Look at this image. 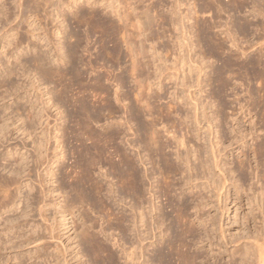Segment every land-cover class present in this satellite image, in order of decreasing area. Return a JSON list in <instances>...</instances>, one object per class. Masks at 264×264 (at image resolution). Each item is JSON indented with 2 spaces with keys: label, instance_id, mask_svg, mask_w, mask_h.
Segmentation results:
<instances>
[{
  "label": "bare ground",
  "instance_id": "6f19581e",
  "mask_svg": "<svg viewBox=\"0 0 264 264\" xmlns=\"http://www.w3.org/2000/svg\"><path fill=\"white\" fill-rule=\"evenodd\" d=\"M11 1L12 0H0V25H5V26L9 25V23H11L12 20L15 21L16 19L14 17L15 14L12 13L13 10L11 8V4L13 3H11ZM16 1L15 2L18 4L17 7L19 9V13H20V9H26L27 7H29V9L31 10L28 11L30 14L28 13L29 15L26 17V21L24 22H27V28L29 31L26 32L30 33V37H31L30 39L34 41L33 44L36 46L37 43L38 44L41 43L40 46H42V43L43 42L45 43V45L44 44L43 45L45 46V49H47L46 52L42 51L43 47L42 48L40 47L42 52H40V50L37 48L38 46L35 47V49L37 48L39 53H37L38 56H35L32 60V63H35V65L37 64L40 70H42L41 75L43 76V78H44L43 71L45 70L42 67L46 65V64L43 65V62L47 59L51 58L54 62H58L57 65L63 62L65 63V65L63 66H67V65H69L70 67L73 66L74 61L73 63L72 61L71 62L68 61H70V58H73V56H78L77 55L78 50L82 47L84 38L83 39L81 38L79 32L75 35L70 34V37L67 36V34L69 35L68 29L70 27L67 22L70 21H68L67 19L68 14L65 13V10H63V8L67 7L69 9L72 5V2L70 1L69 4H66L67 2L65 3L64 0H56V1L16 0ZM86 4L89 7H91V10L89 9L90 11L88 13H83L78 8L76 12L69 14L71 16V19L74 20L75 23H82L83 21H86L90 26H92V28L96 27L100 29L101 31L99 33L102 32L106 38L105 40L102 41V43L104 44L106 42H110L114 44L113 50L107 49L106 53L108 54L107 56H111L115 58L116 59L115 62H118L122 59L118 51L119 50L118 44L119 41L123 43V45L126 47L127 57H129L130 60L127 57L126 59H128L129 62L131 61V69L129 68V70H127L128 68L127 69L124 68V70H127L126 73L130 71L129 77H131V80H133V83L132 82L131 83L133 85L134 83H136L137 86L134 85L136 86V88L133 86L135 90H133L134 88L132 87L133 89L131 88L130 90H128L127 93H123L122 96L121 95L122 92H118L119 91L118 88H120L123 85L124 81H122L121 78L124 77L125 75L124 76L120 75L121 78L117 76H115L114 78H108L106 82H109V86L112 87V85H114L116 86L115 88H117L113 92L114 93L113 95V93H111V89L113 90L114 87L109 88V86H106L104 84V81L106 79L103 81V79L98 76L99 75L98 73V75H96V78L93 77L95 80L92 83L94 88L98 90L95 89L96 91L95 90L93 91L95 92L100 91L101 95L103 94L104 97H102L103 100L100 98L102 100L101 102H99L100 99L99 101L96 100L97 102H99L98 104H100L98 107H96L98 105L97 103H96L97 105L95 106L94 104L93 106L91 105L92 110L90 108L91 106L89 107L87 100L75 99L74 95L71 94L72 95L71 97L73 98L72 99L70 98V100L67 99L66 101L63 98L64 95L62 97L63 92L60 93L59 91L58 94L60 95V97H62V99L65 100L66 103L71 104V106L73 107V108L71 107L72 110H74V112L76 113V116H74L73 113L71 116H74L76 119L79 118L80 116H82L81 118L85 117L84 119H80L77 122L78 133L76 132L75 134V142L78 144V146L75 145L77 147H75V149H72L71 151L68 150L69 147H67L65 141V139L68 140L67 138H65L68 136L65 135H68V130L70 129L69 128L67 130V134H64V132L66 133V129H65L66 127L64 126V124H67V122L65 121L66 119L63 120V123L64 121L66 123L63 124L65 130L63 129L64 131L62 133V129L58 128L59 126L58 123H56L58 126L57 125L55 126V124L54 126H50V124L47 123L46 119L44 120L41 119L44 117L45 114H43V116L40 118L37 117L41 119V121L38 120L39 126L41 128L40 130L41 133L42 132L47 133L45 135L48 136L50 141L51 139L52 141L55 140L54 143L57 144V146L54 149V152H52L55 153L54 158L56 159L59 158L60 159V160L58 159L59 161H61L62 157L67 159L68 158L67 152L70 151L69 155L71 156V158L69 160L71 161L72 159L74 160L72 161L73 163L71 167L68 166L71 168V170H74L75 174L73 175V177H71L72 175L71 176L69 175L68 170L62 174L61 173L58 174V172L56 171L57 172L56 174L51 168L54 165L53 162L49 164L50 165L49 168L47 166H46L47 168L46 167L44 168L45 169L44 171L46 173L43 176L50 179L56 178L57 179V180L55 179L56 183L57 184L59 183L57 186L58 189L55 188L56 190L53 191L57 193L56 191L60 190L59 191L61 192L60 194H66L67 190L65 189L64 181L66 178L72 179L73 184H71L70 186L71 192L77 194L80 200L83 202V204L87 203L86 206L88 205L90 206L89 208H93V210L95 211H97L98 209L100 211L96 213L99 214L102 213L103 216L102 219L103 221L106 220L105 223H107L108 226L107 225L105 226L109 228L108 229L109 231L111 229L113 230L112 226L115 225L117 232H119V234H117V232L116 234L119 236H117L115 233L114 234L119 238L118 239L116 238L117 240L114 239L115 241L112 240V242L114 241V243L113 244L111 243L112 244L111 248H113V246L117 247V249L119 248V251L121 252V257L120 255L118 256V258L120 257L119 262H121L120 261L121 259H124V264H264V216H263L264 215V0H150V4L146 7L144 6L145 8L143 9L141 8L142 10H140L136 15L137 25H138L137 35L138 37L147 38V39L145 38L146 40L142 39V42H146L147 40H149V42L151 43L150 52H152L153 56H155V58L151 57L153 60L152 62H150V64H152V67H155V71L154 72L152 71V73H155L154 74L155 76L153 75L154 77L151 78L153 80H151L152 82L149 84H147V81L148 80L150 81V79L148 78L142 81L139 80L140 76L142 77L144 76V74H141L143 71L142 68L144 64H142L141 63L142 61L140 62L139 60V58H141L142 56V53L138 50V48H136L135 44L133 43L134 41L132 37L134 38V35L132 36L131 34H129L128 32L129 26L126 25L127 21L126 22L124 21L125 18L121 17L120 14H118L120 16L116 15V17L118 16L119 19L117 20L119 21V25H116V22L109 18L107 19L106 18L107 16L106 17L100 16L99 13L93 9L94 8L93 3L91 4L90 2H88ZM95 5H97V3H95ZM42 6L48 7L50 9L52 8L51 13L48 15L47 12L48 8L46 10H43L44 7ZM166 6L170 7L169 9H167L169 10L168 12L170 13V16L167 15L169 13L166 14L165 12L160 13L161 10L164 11L165 9L166 11V8H168ZM41 9L44 11V15H45L44 18H42V16H40L39 14L40 13L39 11ZM22 16L23 14L21 11V17ZM19 17L20 14L18 18ZM43 19H48L47 21L51 20V22L56 23L53 32H51L53 33L54 37L60 36L61 39H63L62 41L64 42L65 40L70 41V39L72 40V38H75V41L70 44V47L66 48L65 47L66 43L65 45L61 44L60 39L58 38H57L58 42L55 41L56 43L54 47H52L51 42H50L51 47L47 45L48 44L47 41L49 40V38L47 37L49 36L45 33V31L44 33L43 32L40 33L41 30H44L43 28L44 25L42 24ZM165 26L172 29L171 35H168L169 31L167 30L168 28L166 29ZM40 34H43L42 37ZM103 35H101V37H103ZM117 35L121 37V40L117 39ZM20 39L22 38L20 37ZM87 39H89V37ZM165 39H167L168 41L167 42L164 41ZM170 42L174 43L175 47H177L176 51H178V56H176L177 58L174 57L177 60V62L173 64V67L175 66L174 67L175 73L166 75L164 74L166 73L164 72L165 68L164 70H161L159 67H157L158 65H156V62L160 54L161 55L164 54L165 56L166 55L168 56L169 53L173 54L174 49L172 50V48L170 47ZM22 43L24 42L21 41L18 43L17 46L19 47L16 49V51H19L22 48V46L25 44ZM28 47H30V44L27 45V47L24 50H27ZM32 48L34 47H31L30 49L31 51ZM19 54H21V52ZM22 54L19 55L17 59L15 58V61L18 60L19 64L18 62L15 63H17L19 66V67L17 66V68H21L22 70H25L26 64H25V68L23 69L24 63L20 61V56L24 58V56H26L25 54L28 53H25L24 56ZM26 57H28V55ZM167 58H172V57L169 56ZM53 65L49 67L44 73H46L47 76L49 75V77L53 76L52 77L53 80L54 77L57 76L58 77L56 80L57 83L58 79L62 78L60 74L63 73L62 71L63 68L66 67H59ZM75 66H78V64ZM85 66L93 70L92 72L95 71L96 74L97 71L95 70V67L92 65V62L89 61L87 64H85ZM4 67L6 68L7 65ZM166 69H168L167 66ZM25 71L28 70L26 69ZM13 72L17 74L19 73V70L15 69V67L13 69V66L12 68H10L9 66V68L5 72H3L4 76H3V81L1 83L7 84L6 82L9 81L8 79L10 76H12ZM77 72L78 74H80V72L82 71L80 72L77 71ZM23 73L25 72L23 71ZM126 73L124 72V74ZM25 74L27 75V73ZM64 74L66 75V72ZM76 74L75 75L71 74V75L76 77ZM22 75L23 74L21 72V76ZM41 75L39 76L40 78ZM111 75L113 76V74ZM36 76H38V74ZM107 77H110V75L109 76L107 75ZM75 79L77 80V77ZM112 79H113V84L111 83L112 85H110V81ZM166 80H169L170 82L174 81V84L176 86H180L179 90L181 97L176 96L177 95L176 90L172 94L169 93L168 88L164 84ZM38 81L41 82L40 85L44 84L43 79H42L43 83L41 79H39ZM75 81L72 82L75 83ZM33 83L34 85H36L35 81ZM49 84L45 83V85L47 86ZM40 85H38V88L41 89L42 85L41 86ZM146 85L147 87L149 85L148 88L149 91L155 86L157 89L152 90L151 94L145 96L144 90L147 89ZM6 86L7 85H5V87ZM17 86L14 88H18ZM123 87L126 86L123 85ZM14 88L12 89L15 90ZM34 89L36 90V88ZM40 92H44V91H40ZM64 92L67 93L66 89L64 90ZM50 93H49L50 96L47 95L49 98H51L52 96V91ZM112 95L114 96V98H112ZM132 96L134 97V102L140 105V107L137 105L139 109H137L138 107L136 109L131 108V106L133 107V105L131 106L129 105L130 109H127L126 107L127 105L123 106L124 102L130 101ZM166 96L167 97L169 96L170 98L172 97L173 99L171 101L174 102L176 101L174 108H172L173 106L170 104H167L164 107L162 105L157 106V103L161 102L163 98H165ZM83 98L86 99V97L84 96ZM52 99L49 100H51L50 101L51 103H54ZM178 100H179V104H178ZM41 102L44 103V101ZM129 103L130 102H128V104ZM135 103L134 105H136ZM48 104L46 105V107L48 106ZM54 104L57 103L55 102ZM116 104H119V106L122 105V107L124 108L126 107V110H128L125 112L127 116L129 115L127 113L128 112L130 113L129 116L130 120L125 119V121L127 120L125 124L129 125V129L127 128V126H124L123 124L124 122L123 123L120 122L123 124V127H125V129L131 131L133 127L132 125L130 126V124H132L130 122H135L136 126L135 125L134 126L137 129L136 130L134 129L136 133H134L133 135L135 136H137V134L139 135L140 137L139 142L138 141L137 142L140 146H143L147 156L150 158L148 161V158L145 159L146 158L145 157L144 162L145 160L150 162L151 164L150 168L152 171L150 170L149 171L151 172V174H148L150 172L144 169L143 170L145 172L140 170L138 163L140 161L144 163L143 160H141L143 158L137 160L138 159V158L136 159L137 156L134 157L132 153L130 154L129 151H126V149L120 147L119 146L120 144L119 145L116 144L118 142L117 140L122 138H124L125 140V137H128V135L127 136L124 135L121 138L122 131L119 126H118L119 127L118 130L111 131L113 126L115 127L116 125H120L119 118L117 124L115 122L117 120V117L120 116L117 115L116 120H114L115 123L112 121V119L115 117L114 115L117 113ZM41 105L43 104L41 103ZM169 105L172 107H170ZM54 106L55 107H52V109L53 108L56 109L57 107V109L60 111L59 114L58 111L56 114L64 115V110H66V108L62 111L61 108L62 105L61 106L59 105L60 107L58 105H54ZM43 108H45V106H43ZM43 108L41 106V109ZM119 108L118 109L121 112L120 114L122 113L124 114V111L123 110H122L123 112L121 111V107ZM144 111H146L145 113L149 114L148 116H150L149 118H151L150 119L151 121H149L150 123L147 122L146 124H144V122H141L142 117L140 116L141 115L143 116V114L141 113ZM43 112L44 113L46 112V108L45 111ZM69 114H67L68 117L70 116ZM174 115L178 117V122L176 124V122L172 121L174 126H169V127L173 128V130L178 129L179 135L180 134L181 135L177 136L176 135L177 131L175 132L170 131V133L169 132L168 133L173 134V136L171 137L173 140L172 142H175V144H177L176 152H175L176 160L178 163L180 162L181 165L184 166V168H182V166L180 167L178 163L176 164L175 161H173V159L171 158L172 156L166 153L167 149L170 150L171 148H173L172 147L173 145L170 142L171 139L164 141L163 140L164 138L162 139V137L160 136V132L157 129V122L161 120V118L169 124L172 119L175 120ZM55 117L57 116L55 115ZM104 117L111 119L109 121L113 123H110L108 121L109 124H107V126L108 125L109 126L106 127V129L103 132L100 131V133H98L95 130H93V127L90 128L93 125L91 124L92 122L98 123L100 119L101 118L104 119ZM121 118L123 119V117ZM69 121L68 123L70 125L71 121L70 122ZM165 121H162L161 123ZM106 123L104 122V125H106ZM101 126L103 127V125ZM51 127H53L54 131L52 130ZM165 127L167 129V126ZM50 129L53 132L50 131L51 133H49ZM74 130H72V132ZM24 132H26V130ZM60 133L62 134L61 136L59 135L60 137L58 138L57 135ZM47 136H45V139ZM47 139L46 142L44 140L43 144L47 143ZM122 140L121 142H124V140L123 141ZM41 141L39 143H42ZM67 142L69 143L70 141L68 140ZM125 142L124 144L129 143V140H127L126 143ZM43 144H39V145L42 146ZM129 144L130 146H132L133 149H135L137 146V144L133 145L135 143H129ZM39 148L41 149V147L38 146V148L36 149V153ZM66 148L68 151L66 150ZM44 149L45 148L41 150ZM41 150L38 151L41 152ZM63 150H64L63 152L64 154L62 153ZM14 151H16L14 152L15 154L21 155V151H17L16 149ZM141 151H143V149ZM171 152H173V150ZM38 155H41V157L42 155H44V157L46 156V154H41V153ZM22 156L25 157V155ZM63 163L66 164V161H64ZM98 164H103V165L105 164L108 167L109 170L107 169L108 173L105 176L107 178L109 174L110 176H113V179L116 180L117 187L115 186V183L114 185H111L113 184L111 183L110 187H106V184L103 183L106 181H102V180H98L97 178L96 179L94 178V173L98 174V172H94L95 169H97L96 167L98 166ZM106 166L104 168H106ZM142 166H144V164H142ZM56 168L59 169V172L60 171L62 172L63 165H59ZM27 169H28L27 166H25L24 170H22L21 168L14 170L12 172V174L14 175L13 177L18 178V176L24 174ZM58 175L60 176V178H58ZM13 177H11L12 180H14ZM177 177H179V180H177ZM151 179L154 180L153 182L156 183V185L148 186V184H146L147 182L150 183V181H152ZM55 181L54 183H52V181H48L47 184L50 183V185H54L56 184ZM180 182L183 185L179 184ZM22 185L23 184H21L20 187H22ZM180 185L182 187L179 188ZM147 186L149 188H147ZM24 187L29 190V193L32 191V187L30 186V184H25ZM191 188H193V190ZM176 189L181 190L179 191V193L181 194L180 196L178 195L179 197H177L176 195L178 193L174 194L177 197V200L175 201L176 198L175 196H173V193H175V191L177 192ZM190 189L192 191H190ZM186 190H189V193L186 192ZM51 192L52 191H47V195H49ZM185 193H188V195L187 194L185 195ZM51 194L47 197L52 196ZM116 198L121 199L120 201L118 200L119 203L116 200ZM127 198L128 201L130 200V204L128 203V206H130L129 207L130 213L128 214L126 210L124 211L123 209H121L122 212L118 211L116 213L115 209H113V207H117L114 206L116 201L118 204L120 203L122 204L123 203L121 202L122 199H124V203H125V200ZM76 199L78 200V197ZM76 199H74V201L72 200L73 202L70 200L73 203V204L71 203L72 205H74L75 202H78L75 201ZM160 199H162V201L165 203L163 202L156 203V201H159ZM7 200L8 202L5 200L7 202V205L8 204L11 205L14 202V198H12L11 196L7 197ZM66 200L64 202H66ZM57 201L55 200L54 202ZM42 202H40V204ZM127 202L125 203L126 205ZM215 203H217L218 208L217 205H213ZM48 205L44 204V206L43 205L40 206L39 211L41 213L47 212L46 207H51ZM66 205L67 204L64 205L65 207H63L62 205L61 207H63V209H60L58 213L59 216L62 214L61 216L64 219H66L65 218L66 210H67ZM124 205L122 207L125 208L126 206ZM11 206L14 207L13 204ZM67 207L69 208V205H67ZM28 208L29 205L28 207H26V211L29 210ZM168 209H170V214L174 215L172 219H170L171 216L168 212ZM233 209L235 210V216H234L235 218L233 222L231 220L227 222V226H228L227 231L230 233L228 238L226 236L225 228H223L222 224H221L222 226L219 225L218 227L219 229L217 228V224H219L217 223L218 215L221 212H222L221 214L224 215L225 213H228ZM69 210L71 211V209ZM191 210L192 211L195 210L193 212L195 218L193 215L190 214ZM26 211H25L26 213L25 216H29L28 214L30 212H26ZM213 211H215V213H212ZM86 212L84 213L86 214ZM87 213L89 214V212ZM70 214L72 213L70 212ZM85 214H83L82 217H84ZM88 214L86 215L89 216ZM71 216L73 217V215ZM96 216H98V214ZM192 216L194 219H192ZM63 218L58 220L62 221ZM55 219L53 221L54 222L53 224H55L56 221ZM82 219L84 220L85 223L89 220L88 218H86L88 219L87 221L85 220V218ZM98 221L99 220H97V222ZM89 222L91 221L89 220ZM65 224H62V226L58 225L60 227V230L62 227L66 226ZM103 224L104 223L102 222V226H104ZM154 224H157L156 231L157 229L158 231L159 230L162 231V229L164 228L163 230L164 233L162 234V236L158 237L159 239H157L156 242H149L151 239H154V235L156 234L154 232L155 230ZM55 225H57V223ZM87 225L81 226V229L84 226L83 227L84 231L82 230L81 234L83 233L82 236H84L85 239L87 240V241L86 240L85 241L82 240V241L85 243L89 242L90 244H93L94 249L92 248L91 249L95 254L93 255L94 257L97 255L100 256L106 254L107 255L106 259L104 257L105 255L103 256L105 261H107L108 264H113L115 262L114 258H116V255L109 251L110 250L108 249L109 246L106 247L105 242H104L105 245L99 244V242L97 241L98 239H96L97 236L96 231H95L96 233L90 232V230L93 231L92 226L94 225L93 224H91L92 226L90 225L87 226ZM58 226L56 228L59 229ZM208 226H210V228ZM51 227L53 228V226ZM115 227H114V231H115ZM58 229L57 231H59ZM28 230H29L28 231L29 236H27L28 235L27 233L26 236L29 238L24 239L23 237H26L25 235L21 237L20 239L23 238V240H25L21 244H25L28 241V239L29 241H32L33 239L30 240V238H34L33 240L34 242L39 240L38 235H39V231L41 230H38V227L29 226ZM52 230L54 231V229ZM100 232L101 231H99V233ZM159 233L161 234L162 232ZM107 235L108 234H104V238L107 237ZM217 238H220V242L216 244L214 243V241ZM30 243L32 242H29V244ZM207 243L209 244V248H207ZM151 248L152 250L149 251V249ZM192 248H194L193 251ZM215 248H217L216 251L217 253L216 252L214 253ZM83 249L85 250V247ZM117 249L116 251H118ZM59 250L57 253L55 252L56 254L54 253L50 257L54 259V264H70V262L75 260L76 255L74 256L72 253L74 250L71 251L70 255H64V253H62L61 255ZM85 253L84 255H86Z\"/></svg>",
  "mask_w": 264,
  "mask_h": 264
},
{
  "label": "rangeland",
  "instance_id": "374dc122",
  "mask_svg": "<svg viewBox=\"0 0 264 264\" xmlns=\"http://www.w3.org/2000/svg\"><path fill=\"white\" fill-rule=\"evenodd\" d=\"M16 1V0H15ZM15 1H11V3H13V4H11V8H12V13H14L15 14V21L14 20H12L11 21V23H9V25H0V85L2 84V85H4V86H0V184H1V186H0V264H54V259L53 258H50L55 252L57 253L58 252V250L60 251V254L62 255V253H64V255H70L71 254V251H73L72 253H73V255L75 256L76 255V257H78L80 254V256L78 257V258H76L75 257V260H73L72 262H70V264H79V263H81V264H108L107 263V261H105V259H106V254H103V255H97V256H99V257H97V256H93V255H95L94 253H93V250L92 249H94V247H93V244H90L89 242H83V241H85L86 239H85V237L84 236H82V234H81V231L83 230L84 231V229H83V227L85 226V225H87V224H89L90 226H92L91 224H93L94 226H92L93 227V231L92 230H90V232H92V233H96L97 234V236H96V239H98L97 241L99 242V244L100 245H103L104 244V242H105V246L107 247V246H109L108 247V249H110L109 251L110 252H112V253H114L115 255H116V258H114V263L113 264H124V259H121L120 261L121 262H119V259H120V257H121V252L119 251V248L117 249V247H114L113 246V248H111L112 247V244L114 243V241L115 240H117L119 237H117V236H119V235H117V234H119V232H117V230H116V227H115V225H113L114 227H115V231H114V227L112 226V228H113V230L111 229L110 231L108 230L109 228L107 227L108 225H107V223H105V221H103V216H102V213L101 214H99V213H96V212H100L98 209H97V211H95V210H93V208H89L90 206L88 205V206H86L87 205V203H85V204H83V202L80 200V198H79V196L77 195V194H75L74 192H71V184H73V182H72V179H68V178H66L65 179V181H64V186H65V189L67 190L66 192V194H60L61 192H59V191H56L57 193H55V191H53V190H56V189H58V184L56 183V181H55V179L56 178H54V179H50V178H47V177H45V176H43L46 172L44 171L45 169V167L47 166L48 168L50 167V163L51 162H53L54 163V165L51 167L52 168V170L57 174V172H58V174L59 173H65L67 170H68V173H69V175L71 176V177H73V175L75 174L74 173V170H71V165H72V161H74L73 159H72V161L71 160H69L70 158H71V156L69 155L70 154V151L72 150V149H75V147H77L78 146V144L75 142V134H76V132L78 133V131H77V129H78V126H77V122L80 120V119H84V118H81L82 116H80L79 118H75L74 116H76V113L74 112V110H72V106H71V104H69V103H66L65 102V100L67 101V99H69L70 100V98L72 99L73 97H71L72 95L71 94H73L74 95V98L75 99H79V100H87V103L89 104V107L92 105L93 106V104H94V106L95 105H97L99 102H101L102 100H103V98L102 97H104V95L102 96L101 95V92L100 91H97V92H95L96 90H98V89H96V88H94V86H93V82H94V78L93 77H95L96 78V75H98V73H99V77H101L102 79H103V81H104V84L106 85V86H109V82H106L107 81V79L108 78H114L115 76H117V77H119V78H121L120 77V75L121 76H124V77H122L121 79H122V81H124V83H123V85L124 86H126V87H123V85L120 87V88H118V92H122L121 93V95L123 94V93H127L128 92V90H130L134 85H136V83H134V85L132 84L133 83V80H131V77H129L130 76V71H128L127 73H126V71L127 70H129V68L131 69V61L129 62V60H130V58L129 57H127V53H126V47L123 45V43L121 42V41H119V40H121V37L119 36V35H117V39H119L118 41H119V44H118V46H119V53H120V55H121V57H122V61H121V63H120V61H118V62H115V58H113V57H111V56H107L108 54L106 53V50L107 49H112L113 50V47H114V44L113 43H110V42H106V43H102V41L103 40H105L106 38H105V36L103 35V33L101 34V33H99L101 30L100 29H98V28H96V27H93L92 28V26H90L86 21H83L82 23H75V21L74 20H72L71 19V16L69 15L70 13L72 14V13H74V12H76L77 10H78V8L80 9V11H82L83 13H88L90 10H91V7H89L86 3H88V2H90L91 4L93 3V9L95 10V11H97L98 13H99V15L100 16H102V17H106L107 19L109 18V19H111V20H113V21H115L116 22V25H119V21H117V20H119L118 19V16H120L121 15V17H123V18H125L124 19V21L126 22L127 21V23H126V25L127 26H129L128 27V32H129V34H131L132 36L134 35V38L132 37V39H133V43L135 44V46H136V48H138V50L142 53V56H141V58H139V60H140V62L142 63V64H144V66H143V68H142V73L141 74H144V76L142 77V76H140L139 77V80L140 81H142V80H144V79H150V81L148 80L147 81V84H149V83H151L152 81L151 80H153V79H151V78H153L155 75V73H152V71L154 72L155 71V67H152V64H150V62H152V58L154 57L155 58V56H153V54H152V52H150L151 50H150V47H151V43L149 42V40H147L146 42H142V39H145V38H143V37H138V25H137V19H136V15H137V13L140 11V10H142L143 8H145L146 6H148L149 4H150V0H64L65 1V3L66 4H69V2L71 1L72 2V5H71V7L68 9L67 7H64L63 8V10H65V13L66 14H68L67 16V19H68V21H70V22H67L68 24H69V29H68V33H69V35L67 34V36H69L70 37V34H77L78 32H79V34H80V36H81V38L83 39V43H82V47L78 50V56H73V58H70V61H68V62H71L72 61V63H73V61H74V67L73 66H69V65H67V66H63V65H65V63H63V62H61L59 65H57L58 64V62H54L51 58L50 59H47V60H45L44 62H46V63H44L43 62V65H45V66H43V65H41V66H43L42 68L46 71L49 67H51L52 65H53V63H54V65L53 66H59V67H66V68H63V73H62V71H61V73L63 74H60V76H62V78H63V80H62V78H59L58 79V81H57V83H56V80H57V76L56 77H54V80H53V76H51V77H49V75L47 76V74L46 73H44L45 71H43V75H44V78H43V76L41 75V71L42 70H40V68H39V66H37V64L35 65V63H32V60H33V58L35 57V56H38V54L37 53H39V51L37 50V48L40 50V52H42V51H44V52H46V50L47 49H45V43L43 42L42 43V46H40V44H36V46L33 44V40L32 39H30L31 37H30V33H27L29 30H28V28H27V22H24V21H26V17L30 14L28 11L30 10L29 9V7H25L26 9H20V13H19V9H18V7H17V1L15 2ZM24 1H26V0H24ZM54 1H56V0H54ZM92 1V2H91ZM15 3V4H14ZM95 3H97V5H95ZM27 5V4H26ZM107 5H109V6H107ZM171 5V4H170ZM107 8H106V7ZM145 6V7H144ZM168 6H169V4H168ZM168 6H166V7H168ZM17 7V8H16ZM42 7H44V6H42ZM41 7V8H42ZM112 7V8H111ZM48 7H44L43 8V10H46ZM139 10H138V9ZM142 8V9H141ZM170 7H168V8H166V11H165V9H164V11H162L161 9V12H160V10H159V12L160 13H164L165 12V14L166 13H169L168 11L169 10H167V9H169ZM90 9V10H89ZM42 9L39 11L40 13V16H42V18H44V11H43ZM51 10H52V8L50 9V8H48V10H47V12H48V15L51 13ZM73 10V11H72ZM21 11H22V14H23V18L21 17ZM26 11V12H25ZM31 11V10H30ZM114 11V12H113ZM29 13V14H28ZM19 14H20V17H21V19L23 20H21L20 19V17L18 18V16H19ZM118 14H120V15H118ZM25 15V16H24ZM116 15H118L117 17H116ZM168 16H170V13L169 14H167ZM18 18V19H17ZM48 19H43L41 22H42V24L44 25V27H43V25H42V27L44 28V30H41V32L40 33H44V31H45V33L49 36V37H47V38H49V42L47 41V45H51V43H52V47H54V45H55V43L56 42H58V39H60V43L61 44H63V45H65V43H66V45H65V47L66 48H68V47H70V44L71 43H73L74 41H75V38H72V40L70 39V41L69 40H65V42L64 41H62L63 39H61V37L59 36V37H54L53 36V33H51V32H53V29H54V26H55V24L56 23H54V22H51V20L50 21H47ZM47 21V22H46ZM71 21H72V23H71ZM49 22V23H48ZM118 22V23H117ZM39 23V22H38ZM49 25H48V24ZM71 23V24H70ZM74 23V24H73ZM78 25V26H77ZM87 25V26H86ZM89 25V26H88ZM46 26V27H45ZM48 26V27H47ZM52 26V27H51ZM81 27V28H80ZM166 27V29L168 28L167 26H165ZM47 29V31H46V29ZM95 28V29H94ZM94 30H96V31H94ZM160 30H162V29H160ZM168 31H169V33H168V35H171V28H168L167 29ZM27 31V32H26ZM50 31V32H49ZM76 31V32H75ZM15 32V33H14ZM16 32H19V33H16ZM160 32H162V31H160ZM27 33V34H26ZM88 33V34H87ZM16 34V35H15ZM41 35V37H42V35L43 34H40ZM101 35H103V37H101ZM53 36V37H52ZM118 36H119V38H118ZM20 37L22 38V39H20ZM89 37V39H87V38ZM58 38V39H57ZM147 39V38H146ZM145 39V40H146ZM99 40V41H98ZM108 40V39H107ZM144 40V41H145ZM21 41H23L24 43H22V44H24L23 46H22V48L19 50V51H16V49L19 47V46H17L18 45V43L19 42H21ZM56 41V42H55ZM67 41V42H66ZM69 41V42H68ZM101 41V42H100ZM109 41V40H108ZM164 41H168L167 39H165ZM170 41V40H169ZM51 42V43H50ZM142 42V43H141ZM14 43V44H13ZM32 43V44H31ZM144 43V44H143ZM8 44V45H7ZM30 44V47H28V49L27 50H24L26 47H27V45H29ZM44 44V45H43ZM103 44V45H102ZM173 44L174 43H172V42H170V47L172 48V50H173V54L172 53H169L168 54V56L167 57H172V58H167L164 54L163 55H157L159 58L157 59V62H156V65H158L157 67H159L161 70H164V68H165V70H164V72H166V73H164V74H166V75H168V74H173V73H175V70H174V67H173V64H175V62H177V60L174 58V57H176V56H178V51H176L177 50V47H175V44H174V46H173ZM15 45V46H14ZM106 45H107V47H106ZM139 45V46H138ZM141 45H142V47H141ZM11 46V47H10ZM38 46V47H37ZM4 47V48H3ZM16 47V48H15ZM31 47H34V48H32V51L30 50L31 49ZM35 47H37L36 49H35ZM42 48V51H41V48ZM51 47V46H50ZM143 48V49H142ZM171 48H169V49H171ZM45 49V50H44ZM16 52H15V51ZM86 50V51H85ZM14 51V52H13ZM25 53H28V54H25ZM28 51V52H27ZM161 51V50H160ZM21 52V54L24 56V54L27 56L28 55V57H26V56H24V58L23 57H21L20 56V61H22L23 63H24V66H23V69L25 68V64H26V68H25V70L27 69L28 71H25V70H22L21 68H17V66H18V64H19V62H18V60L17 61H15V58L17 59V57L19 56V55H21V54H19V53ZM88 52V53H87ZM143 52H144V54H143ZM17 53V54H16ZM151 53V54H150ZM5 54V55H4ZM16 54V55H15ZM102 54V55H101ZM125 56V58H124V56ZM174 54H176V55H174ZM26 57V58H25ZM31 57V58H30ZM49 57V56H48ZM111 57V58H110ZM126 57L127 58H129V60L128 59H126ZM152 57V58H151ZM37 58V57H36ZM110 58V59H109ZM168 60H167V59ZM177 58V57H176ZM22 59V60H21ZM69 59V58H68ZM67 59V60H68ZM72 59V60H71ZM79 59V60H78ZM114 59V60H113ZM151 59V60H150ZM50 60V61H49ZM112 60V61H111ZM150 60V61H149ZM159 60V61H158ZM161 60V61H160ZM14 61V62H13ZM30 61H31V64H30ZM78 61V62H77ZM92 62V65L95 67V70L97 71L96 72V74H95V71L94 72H92L93 70H91L89 67H86L85 66V64H87L88 62ZM101 61V62H100ZM15 62H18V64L17 63H15ZM21 62V63H22ZM27 62V63H26ZM67 62V61H66ZM76 62V63H75ZM99 62V63H98ZM149 62V63H148ZM52 63V64H51ZM56 63V64H55ZM81 63V64H80ZM97 63V64H96ZM8 64H9V66H10V68H12V66H13V69H14V67H15V69H17V70H19V73H17V74H15V72H13V74H15V75H13L12 74V76H10L11 77V79H10V77H9V81L8 82H6L7 84H5V83H1L2 81H3V76H4V73L3 72H5L8 68H9V66H8ZM51 64V65H50ZM78 64V66H75V65H77ZM100 64V65H99ZM121 64V65H120ZM146 64V65H145ZM150 64V65H149ZM7 65V67L5 68L4 66H6ZM48 65V66H47ZM83 65V66H82ZM149 65V66H148ZM29 66V67H28ZM33 66V67H32ZM34 66H35V68H34ZM122 66V67H121ZM166 66H167V68L169 69H166ZM181 66V65H180ZM19 67V66H18ZM28 67V68H27ZM4 68H5V70H4ZM34 68V69H33ZM41 68V69H42ZM72 68V69H71ZM98 68H100V69H98ZM122 68V69H121ZM124 68L125 69H127V70H124ZM38 69V70H37ZM98 69V70H97ZM40 70V71H39ZM65 70V71H64ZM108 70V71H107ZM23 71L25 72V73H27V75L25 74V73H23ZM29 71H31V72H29ZM34 73H33V72ZM76 71V72H75ZM77 71H82V72H80V74H78V72ZM121 71H122V73H121ZM21 72H22V76H21ZM37 72V73H36ZM66 72V75L64 74ZM67 72H68V74H67ZM71 72V73H70ZM110 74H109V73ZM124 72L126 73V74H124ZM78 74V76H77V74ZM83 73V74H82ZM129 73V74H128ZM3 74V75H2ZM32 74V75H31ZM38 74V76H36ZM71 74H73V75H75L76 74V77H77V80L75 79L76 77H74L73 75H71ZM111 74H113V76L111 75ZM26 75V76H25ZM31 75V76H30ZM41 75V78L39 77ZM45 75H46V77H45ZM107 75L109 76L110 75V77H107ZM154 75V76H153ZM59 76V77H60ZM64 76V77H63ZM80 76V77H79ZM83 78H82V77ZM97 76V77H98ZM25 77V78H24ZM21 78V79H20ZM34 78V79H33ZM79 78H80V80H79ZM124 78H125V80H124ZM37 79V80H36ZM39 79H41V81H42V79H43V81H44V84H41L40 85V81H38ZM45 79V80H44ZM51 81H50V80ZM71 79V80H70ZM74 79V80H73ZM82 79V80H81ZM29 80V81H28ZM33 80V81H32ZM54 82H53V81ZM76 80V81H75ZM35 81V84L36 85H34V82ZM36 81H38V82H36ZM43 81H42V83H43ZM46 81V82H45ZM72 81H75V83L74 82H72ZM126 81V82H125ZM130 81V82H129ZM15 82V83H14ZM31 82V83H30ZM50 84H49V83ZM129 82V83H128ZM132 82V83H131ZM8 83H9V86H8ZM12 83V84H11ZM33 83V84H32ZM45 83L46 84H49L48 86L47 85H45ZM113 84V79L110 81V85H112ZM128 83V84H127ZM23 84V85H22ZM75 84V85H74ZM164 84L166 85V87L168 88V91H169V93H174L175 92V90H176V96H178V97H181V95H180V86H176L175 84H174V81H169V80H166L165 82H164ZM5 85H7L6 87H5ZM11 85H13V86H11ZM18 85V86H17ZM38 85H40L42 88L40 89V88H38ZM89 85H91V86H89ZM18 87V88H14V87ZM20 86V87H19ZM32 86H34V87H32ZM39 86V87H40ZM45 86V87H44ZM68 86V87H67ZM81 86V87H80ZM137 86V85H136ZM136 86H134L135 88H136ZM4 87V88H3ZM66 87V88H65ZM93 87V88H92ZM111 86H109V88H110ZM112 87H114V89L112 90L111 89V93H113L117 88H115L116 86H114V85H112ZM111 87V88H112ZM133 87V88H134ZM146 87H147V85H146ZM12 88H14L15 90H11ZM34 88H36V90L34 89ZM45 88H46V90H45ZM63 88V89H62ZM132 88V89H133ZM135 88L133 89V90H135ZM149 85H148V87H147V89H145L144 90V94H145V96H147V95H149V94H151V92H152V90H156L157 88H156V86L155 87H153L150 91H149ZM254 88H255V86H254ZM39 89V90H38ZM48 89H49V91H48ZM51 89V90H50ZM66 89V91H67V93H65L64 92V90ZM96 89V90H95ZM38 90V91H37ZM62 90V91H61ZM93 90H95V91H93ZM121 90V91H120ZM40 91H44V92H46V93H48V94H46V93H44V92H40ZM52 91V96H51V98H49L48 96H50L49 95V93ZM60 91V93L61 92H63L62 93V97H63V95H64V99L65 100H63L62 99V97H60V95L58 94V92ZM85 91V92H84ZM55 92V93H54ZM42 93H43V95H42ZM65 93V94H64ZM84 93V94H83ZM21 94V95H20ZM51 94V93H50ZM54 94V95H53ZM87 96H86V95ZM13 95V96H12ZM14 95H16V96H14ZM48 95V96H47ZM67 95H68V98H67ZM70 95V96H69ZM98 97H97V96ZM99 95H100V97H99ZM113 95H114V93H113ZM112 95V98H114V96ZM22 96H23V98H22ZM31 96V97H30ZM36 96V97H35ZM41 96H42V98H41ZM83 96L84 97H86V99H84L83 98ZM95 98H94V97ZM123 96V95H122ZM14 97H16V98H14ZM18 97V98H17ZM29 97H30V99H29ZM45 97V98H44ZM46 97H48V98H46ZM77 97V98H76ZM97 97V98H96ZM22 98V99H21ZM41 98V99H40ZM54 100H53V99ZM89 99V101H88V99ZM102 100H101V99ZM47 99V100H46ZM49 99H52V101H54V103L56 102L57 104H54V103H51L50 101L51 100H49ZM58 100V101H56V100ZM99 99H100V101H99ZM173 98L171 97H165V98H163V100L161 101V102H159V103H157V106L158 105H162L163 107L164 106H166L167 104H170V105H172V106H170V107H172V108H174L175 107V103H176V101L174 102V101H171ZM3 100V101H2ZM17 100V101H16ZM29 102H28V101ZM99 101V102H97V101ZM41 101H44V103L43 102H41ZM46 101H47V103H46ZM153 101V100H152ZM17 102V103H16ZM26 102V103H25ZM43 104V105H41V103ZM50 102V103H49ZM91 102H92V104H91ZM128 102H130L129 104H128ZM126 101V102H124V104H123V106H126L127 107V109H130V106L131 105H133V107L131 106V108H137L138 106L140 107V105H138V103H135L134 102V97L132 96V98L130 99V101ZM170 102V103H169ZM45 103H46V105L48 104V110H47V107H46V105H45ZM97 103V104H96ZM134 103L136 104V105H134ZM20 104V105H19ZM30 104V105H29ZM52 104V105H51ZM62 105L61 106V108H62V111L66 108V110H64V115H58L59 114V110L57 109V107H56V109L55 108H53L52 109V107H55L54 105ZM64 104H65V106H64ZM178 104H179V100H178ZM100 104H98L96 107H98ZM117 105H118V107H117ZM130 105V106H129ZM138 105V106H137ZM7 106V107H6ZM32 108H31V107ZM41 106H42V108H43V106H45V108H46V112L44 113L43 111H45V108H43V109H41ZM59 106V107H60ZM70 106V107H69ZM92 106L90 107L91 108V110H92ZM128 106H129V108H128ZM136 106V107H135ZM178 106V105H177ZM30 107V108H29ZM40 107V108H39ZM51 107V108H50ZM67 107H68V109H67ZM72 107V108H71ZM119 107H121V111L123 110L124 111V114L122 113V114H120L121 112H120V108ZM126 107L124 108V107H122V105L121 106H119V104H116V111H117V113L114 115L115 117L112 119V121L114 122V120H116V117H117V115L118 116H120V117H117V120L115 121L116 122V124H117V121H118V118H119V123L120 122H124L123 124H124V126H127V128L129 129V125H126L125 123H126V121L129 119L130 120V113L128 112L127 114H129L128 116L126 115V111H128V110H126ZM139 107L137 108V109H139ZM119 108V109H118ZM21 109V110H20ZM50 109V110H49ZM118 109V110H117ZM7 110V111H6ZM17 110H19V111H17ZM23 110V111H22ZM67 110H68V112H67ZM71 110V111H70ZM43 113H42V112ZM57 111H58V114H56L57 113ZM70 111V112H69ZM122 111V112H123ZM32 112V113H31ZM146 111H144V112H142L141 114H143V116L141 115L140 117H142V121L141 122H144V124H146L147 122L148 123H150L149 121H151L150 119L151 118H149L150 116H148L149 114L148 113H145ZM21 113V114H20ZM39 113H42V114H39ZM69 113H71V114H69ZM72 113H73V115L74 116H71L72 115ZM19 114V115H18ZM43 114H45L44 115V117L43 118H41L42 120H44V119H46L47 120V123L48 124H50V126H54V124H55V126L57 125L56 123H58V128H61L62 129V133H63V131L66 129V133L64 132V134H67V130H68V135H65V136H68V137H65V138H67L70 142L68 143L67 141L68 140H66L65 139V141H66V144H67V147H69L68 148V150H70L69 152H67L68 153V155H67V159H65V158H61V161H59L58 159H56V158H54L55 156V153H52V152H54V149H55V147L57 146V144L56 143H54L55 142V140H53L52 141V139H51V141H50V139L48 138V136L47 135H45V134H47V133H41V128H40V126H39V123H38V120H40L41 121V119H39L40 117H42L43 116ZM67 114H69L70 116L68 117V115ZM145 114V115H144ZM11 115V116H10ZM40 115V116H39ZM55 115L57 116V117H55ZM66 115V116H65ZM122 115V116H121ZM10 116V117H9ZM13 116V117H12ZM28 116V117H27ZM36 116V117H35ZM63 117V118H61V117ZM19 117H21V118H19ZM37 117H39V118H37ZM67 117H68V119H67ZM71 117V118H70ZM73 117V118H72ZM121 117H123V119L121 118ZM176 117V118H175ZM11 118V119H10ZM23 118V119H22ZM59 118V119H58ZM107 118V117H106ZM105 117H104V119H100V121L97 123V122H92L91 124H93L92 126H91V124H90V128H92L93 127V130H95L96 132H98V133H100V131H104L105 129H106V127H108L107 126V124H109V120H111V119H109V118H107L106 119ZM120 118H121V120H123V121H121L120 120ZM29 119V120H28ZM35 120V121H33V120ZM64 119H66L65 121L67 122V124H64V123H66L65 121H64V123H63V120ZM125 119H127L126 121H125ZM174 119L175 120H171V122L168 124L165 120H163L162 118H161V120H159L158 122H157V129H158V131L160 132V136L162 137V139L164 140V141H166V140H170V142L172 143V147L173 148H171L170 150L169 149H167L166 150V153L167 154H169L170 156H172L171 158L173 159V161H175V163L177 164L178 162H177V160H176V154H175V152H176V146H177V144H175V142H172L173 140H172V136H173V134L171 133V134H169L170 133V131L171 132H175V131H177L176 132V135L177 136H180L179 135V132H178V129H176V130H173V128H170L169 126H174V124H173V122H176V124H177V122H178V117L176 116V115H174ZM15 120V121H14ZM27 120V121H26ZM49 120V121H48ZM57 120V121H56ZM71 122H70V121ZM107 120V121H106ZM37 121V122H36ZM39 121V122H40ZM59 121V122H58ZM68 121L70 122V125L72 126H70L69 125V123H68ZM109 121V122H108ZM162 121H165V122H163V123H161ZM173 121V122H172ZM29 122H31V123H29ZM33 122V123H32ZM104 122L106 123V122H108V123H106V125H104ZM113 122H110V123H113ZM114 122V123H115ZM19 123V124H18ZM24 123V124H23ZM29 123V124H28ZM52 123V124H51ZM75 123H76V125H75ZM103 123V124H102ZM122 123H120V125H116L115 127L113 126V128L111 129V131H115V130H118L119 129V127L121 128V131H122V136H121V138L124 136V135H128V137H125V140H124V138H122L123 140H124V142L126 141L127 142V140H129V143H135V144H133V145H136L137 144V146H136V150L135 149H133L132 148V146H130V144L129 143H126V144H128V145H126V144H124V142H121V140L122 139H119V140H117L118 142L116 143V144H120L119 146L120 147H122L123 149H126V151H129V153L131 154L132 153V155H134V157H136V159L137 160H140L141 158H143V159H141V160H143V162H144V158L145 159H147L148 158V161H149V157L147 156V154H146V152H145V150H144V148H143V146H140L139 144H138V142H139V135L137 134V136H135V135H133L134 133H136L135 131H134V129L136 130L137 128H135V126H136V124H135V122H130V123H132V124H130V126L132 125V127H133V131L131 132V131H129V130H127V129H125V127H123V124ZM159 123V124H158ZM165 123V124H164ZM8 124V125H7ZM21 124V125H20ZM61 124V125H60ZM63 124H64V126L66 127L65 129H64V126H63ZM98 124H100V125H98ZM160 124H163V125H160ZM28 125V126H27ZM67 125V126H66ZM101 125H103V127L101 126ZM122 125V126H121ZM135 125V126H134ZM26 126V127H25ZM39 128H38V127ZM60 126H62V127H60ZM69 126V127H68ZM98 126H100V127H98ZM119 126V127H118ZM165 126H167V129H166V127ZM18 127V128H17ZM31 127V128H30ZM77 127V128H76ZM105 127V128H104ZM164 127V128H163ZM21 128V129H20ZM52 128V130H53V127H51ZM99 128V129H98ZM117 128V129H116ZM124 128V129H123ZM18 129H20V130H18ZM64 129V130H63ZM75 129V130H74ZM103 129V130H102ZM180 129V128H179ZM18 130V131H17ZM26 130V132H24V131ZM51 129L49 130V133H51V132H53ZM72 130H74L73 132H72ZM40 131V132H39ZM51 131V132H50ZM125 131V132H124ZM24 132V133H23ZM129 132V133H128ZM169 132V133H168ZM22 133V134H21ZM31 133V134H30ZM34 133H35V135H34ZM55 133H57V132H55ZM62 133H60V134H58L57 135V137L59 138L60 136H61V134ZM124 133V134H123ZM126 133V134H125ZM132 133V134H131ZM30 134V135H29ZM41 134V135H40ZM43 134V135H42ZM54 134V133H53ZM52 134V135H53ZM73 134V135H72ZM60 135V136H59ZM71 135H72V137H71ZM129 135H131V136H129ZM22 136V137H21ZM43 136H44V139H43ZM45 136H47L46 137V139H47V143L45 144V147H44V144H43V142H44V140H45V142H46V139H45ZM74 136V137H73ZM54 137V136H53ZM70 137V138H69ZM128 138V139H127ZM130 138H131V141H130ZM43 139V140H42ZM71 139H73V140H71ZM42 140V141H41ZM122 140V141H123ZM261 140V139H260ZM42 142V143H39V142ZM138 141V142H137ZM50 143V144H49ZM122 143V144H121ZM39 144H43L42 146L41 145H39ZM55 144V145H54ZM69 145V146H68ZM75 145H77V146H75ZM132 145V144H131ZM38 146H40L41 147V149H43V148H45L46 150H47V152H46V150L44 151V150H41L40 148L38 149V150H41V152H39L38 150H37V153H36V149L38 148ZM47 146V147H46ZM124 146V147H123ZM129 146H130V148H129ZM49 147V148H48ZM53 147V148H52ZM140 147V148H139ZM48 148V149H47ZM143 149V151H141L142 149ZM17 150V151H21V155L20 154H15L14 152H16V151H14V150ZM66 150H67V148H66ZM67 150V151H68ZM140 152H139V151ZM173 150V152H171ZM60 151H61V149H60ZM59 151V152H60ZM132 151V152H131ZM136 151V152H135ZM12 152V153H11ZM46 152V153H45ZM64 152V150L62 151V153ZM46 154V156L44 157V155H42V157H41V155H38V154ZM12 154V155H11ZM64 154V153H63ZM22 155H25V157H23ZM40 157H38V156ZM47 157V158H46ZM52 157V158H51ZM28 158V159H27ZM23 159V160H22ZM47 160V162H46V160ZM49 160V161H48ZM66 161V164L65 163H63L64 161ZM70 163H69V162ZM147 160H145V162L144 163H142L141 161L138 163L139 164V167H140V170H142L143 172H145L144 170H146V171H148V172H150V171H152L151 170V164H150V162H148ZM46 163V164H45ZM141 163V164H140ZM42 166H41V165ZM142 164H144V166H142ZM147 164H148V166H147ZM49 165V166H48ZM59 165H63V170H62V172L60 171L59 172V169L58 168H56L57 166H59ZM102 165L103 164H98V166L96 167L97 169H95V171L94 172H98V174L97 173H94V178L96 179H98V180H102V181H106V182H103L104 184H106V187H110V184L111 183H113V184H111V185H114V183H115V186H116V180L115 179H113V176H110V174H109V176H108V178L105 176L107 173H108V167L104 164L103 165V167H102ZM150 165V166H149ZM178 165H180V167L182 166L181 165V163L179 162L178 163ZM25 166H27V170H26V172L24 173V174H22V175H20V176H18V178L16 177V178H14L13 176V174H12V172L14 171V170H16V169H18V168H21L22 170H24V168H25ZM68 166H70V167H68ZM100 166V167H99ZM106 166V168H104ZM46 167V168H47ZM142 167V168H141ZM148 167V168H147ZM100 168V169H99ZM182 168H184V166H182ZM108 169V170H107ZM144 169V170H143ZM148 169V170H147ZM150 170V171H149ZM57 171V172H56ZM102 171V172H101ZM73 173V174H72ZM96 174V175H95ZM148 174H151V172L150 173H148ZM40 175V176H39ZM98 175V176H97ZM11 177H13L14 178V180H12L11 179ZM100 177H102V178H100ZM9 178V179H8ZM23 178V179H22ZM46 178V179H45ZM58 178H60V176L58 175ZM100 178V179H99ZM111 178V179H110ZM19 179H20V181H19ZM50 179V180H49ZM57 180V179H56ZM152 181H150V183L149 182H147L146 184H148V186H153V185H156V183H154L153 181V179H151ZM177 180H179V177H177ZM10 181V182H9ZM14 181H15V183H14ZM18 181V182H17ZM48 181H52V183H54V181H55V183L56 184H54V185H50V183L49 184H47V182ZM111 181V182H110ZM113 181H115V182H113ZM8 184H7V183ZM8 185H6V184ZM11 183V184H10ZM13 183V184H12ZM19 185H18V184ZM69 183V184H68ZM107 183H109V184H107ZM153 183V184H152ZM250 183V182H249ZM4 186H3V185ZM21 184H23L22 185V187H20V185ZM25 184H30V186L32 187V193L30 192L29 193V190L27 189V188H25L24 187V185ZM179 184H181V185H183L181 182L179 183ZM179 186V188L180 187H182V186ZM7 186V187H6ZM12 188H11V187ZM44 186V187H43ZM47 188H46V187ZM147 186V188H149ZM17 187V188H16ZM117 187V186H116ZM115 187V188H116ZM7 188H8V190H7ZM19 188V189H18ZM54 188V189H53ZM56 188V189H55ZM178 188V187H177ZM2 189V190H1ZM192 190H193V188H191ZM190 189V191H192ZM177 190V192L175 191V193H173V196H175L174 194H176V193H178V194H176L177 195V197H179L180 196V194L181 193H179V191H181V190H178V189H176ZM47 191H52L50 194L52 195V196H50V197H52V198H50V197H47V196H49V195H47ZM59 192V193H58ZM186 192H188L189 193V190H186ZM11 195H10V194ZM188 193H185V195L187 194L188 195ZM16 194V195H15ZM5 195H6V197H5ZM45 195H46V197H45ZM57 195H59V196H57ZM179 195V196H178ZM12 197V198H14V202L12 203L13 205H14V207L13 206H11L10 204H8L7 205V202H8V200H7V197ZM16 196V197H15ZM24 196H25V198H24ZM4 197V198H3ZM78 197V200L76 199ZM149 197V196H148ZM177 197L175 196V201L177 200ZM34 198H36V199H34ZM42 198V199H41ZM73 198V199H72ZM30 199V200H29ZM43 201H41V200ZM48 199V200H47ZM54 199V200H53ZM60 199V200H59ZM67 199V200H66ZM74 199H76L75 201H78V202H75L74 203V205H76V206H74V205H72L73 203V201H74ZM191 199V198H190ZM2 200V201H1ZM4 200V201H3ZM7 202H6V201ZM23 200H24V202H23ZM39 202H37V201ZM52 200V201H51ZM57 201V200H59V201H57V202H54V201ZM66 200V202H64ZM72 202H71V201ZM116 200L118 201H120L121 199H119V198H116ZM127 201H128V198L126 199ZM125 200V203L127 202ZM61 201V202H60ZM117 201H116V205L114 204V206H117V207H113V209H115V212L117 213L118 211H121L122 212V210L121 209H123L124 211L126 210V212L129 214L130 213V209H129V207L130 206H128V203L130 204V200L127 202V205L124 203V199H122V201L121 202H123L122 204L124 205V206H126L125 208L124 207H122L123 205L121 204H118L119 203V201H118V203H117ZM37 202V203H36ZM40 202H42L41 204L44 206V204L45 205H48V206H51V207H46L45 209H46V211L47 212H44V213H41L40 211H39V209H40V206H42L41 204H40ZM54 202V203H53ZM159 202H163L162 201V199H160L159 201H156V203H159ZM47 203V204H46ZM67 204V205H69V208L67 207V205H66V208H67V210H66V219H64L61 215L59 216V211H60V209H63V207H65L64 205L65 204ZM72 203V204H71ZM163 203H165V202H163ZM194 203V202H193ZM33 204V205H32ZM28 205H29V210L28 211H26V207H28ZM53 205V206H52ZM56 205H57V207H56ZM63 205V207H61ZM213 205H217V203H215V204H213ZM8 207V208H7ZM32 207V208H31ZM53 207V208H52ZM75 207H76V209H75ZM78 207V208H77ZM194 207V206H193ZM192 207V208H193ZM56 208V209H55ZM81 208H82V210H81ZM86 208V209H85ZM117 208V209H116ZM217 208H218V205H217ZM58 209V210H57ZM69 209H71V211L69 210ZM92 211H90V210ZM119 209V210H118ZM24 210V211H23ZM37 210V211H36ZM117 210V211H116ZM208 210V209H207ZM25 211L26 212H30L28 215L29 216H25L26 215V213H25ZM89 212V214L87 213V212ZM195 210H191L190 211V214L191 215H193L194 216V212ZM218 211V210H217ZM40 212V213H39ZM70 212L72 213V214H70ZM80 212H83V213H80ZM84 212H86V214H88L89 216H87ZM168 212H169V214H170V209H168ZM96 213V214H95ZM212 213H215V211H213ZM219 213H220V211H219ZM218 213V214H219ZM222 213V212H221ZM217 214L218 215V222L217 223H219V224H217V228L219 227V225H223V228H225V232H226V236L229 238V232L227 231V229H228V226H227V222L228 221H232L233 222V220H234V216H235V210L233 209V210H231V211H229L228 213H225L224 215H222V214ZM234 213V214H233ZM55 214V215H54ZM79 214V215H78ZM83 214H85L84 215V217H82L83 216ZM98 214V216L100 215V216H102V217H98V216H96ZM70 215V216H69ZM71 215H73V217H75V218H73ZM81 215V216H80ZM56 216V217H55ZM170 219H172L173 218V214H170ZM193 216H192V219H194L195 218V216H194V218H193ZM222 216H224V217H222ZM264 216V215H263ZM59 217V218H58ZM68 217V218H67ZM81 217V218H80ZM91 217V218H90ZM155 217V216H154ZM55 218H57V219H55ZM61 218H63L62 219V221L61 220H58V219H61ZM80 218V219H79ZM82 218H85V220L87 221L89 218V220L91 221V222H89V220L85 223L84 222V220L82 219ZM86 218H88V219H86ZM93 218V219H92ZM96 218H98V219H96ZM101 220H100V219ZM156 218V217H155ZM260 218H261V216H260ZM51 219V220H50ZM54 219L57 221H55V224L57 223V225H55V224H53L54 222ZM92 219V220H91ZM94 219H95V221H94ZM68 220V221H67ZM83 220V221H82ZM97 220H99L98 222H97ZM220 220V221H219ZM222 220V221H221ZM59 221V222H58ZM60 221H61V223L62 222H64V223H62V224H65L66 226H64V227H62L61 228V230H60V227L59 226H62V224L60 223ZM66 221V222H65ZM93 221H94V223H93ZM48 222V223H47ZM70 222V223H69ZM102 222L104 223L103 225L104 226H102ZM221 222V223H220ZM50 223V224H49ZM60 223V224H59ZM83 223H85V224H83ZM225 223V224H224ZM30 224V225H29ZM52 224V225H51ZM100 224V225H99ZM55 225V226H54ZM59 225V226H58ZM82 225H84L83 227H82V229H81V226ZM89 225H87V226H89ZM105 225H107V226H105ZM221 225V226H222ZM29 226H36V227H38V230H41V231H39V235H38V237H39V240L38 241H36V242H34L33 240H34V238H30V240H32V241H29V239H28V241L26 242V243H28V244H21V243H23L25 240H23V238L25 239V238H29V237H27V236H29V233H28V229H29ZM51 226H53V228L51 227ZM59 227V229L58 228H56V227ZM98 226V227H97ZM221 226H220V228H221ZM227 226V227H226ZM27 227V228H26ZM55 227V228H54ZM67 227V228H66ZM70 227V228H69ZM96 227V228H95ZM102 227V228H101ZM155 227V228H154ZM154 232L156 233L155 235H154V239H151L149 242H156L157 241V239H159L158 237H160V236H162V234L164 233V228L162 229V231H158V229H157V231H158V233H157V231H156V228H157V224H154ZM209 228H210V226H208ZM25 228V229H24ZM106 228H107V230H106ZM24 229V230H23ZM52 229H54V231L52 230ZM56 229V230H55ZM57 229L59 230V231H57ZM66 229V230H65ZM100 229V230H99ZM219 229V228H218ZM10 230V231H9ZM45 230H47V231H45ZM68 230V231H67ZM101 231L100 233H99V231ZM103 230V231H102ZM105 230V231H104ZM6 231V232H5ZM53 231V232H52ZM63 231H66V232H63ZM74 231H76V232H74ZM96 231V232H95ZM108 231V232H107ZM113 233H112V232ZM49 232V233H48ZM63 232V233H62ZM106 232V233H105ZM110 232H111V234H110ZM116 232H117V234H116ZM159 232H162L161 234L159 233ZM11 233V234H10ZM24 233V234H23ZM28 235H27V234ZM108 234L107 235V237H108V240H107V237H105L104 238V234ZM117 235H115V234ZM95 234V235H96ZM100 234V235H99ZM103 234V235H102ZM109 234H110V236H109ZM114 234V235H113ZM26 236V237H23V236ZM31 235V234H30ZM112 235V236H111ZM157 235H159V236H157ZM82 236V237H81ZM21 237H23L22 239H20ZM30 237H32V236H30ZM115 237V238H114ZM156 237V238H155ZM52 238V239H51ZM76 238V239H75ZM81 238V239H80ZM117 238V239H116ZM50 239V240H49ZM69 239V240H68ZM105 239H106V241H105ZM115 239V240H114ZM23 240V241H22ZM81 240V241H80ZM83 240V241H82ZM112 240H114L113 242H112ZM153 240H155V241H153ZM11 241V242H10ZM22 241V242H21ZM87 241V240H86ZM29 242H32L33 243V245H32V243H30L29 244ZM83 242V243H82ZM103 242V243H102ZM110 242V243H109ZM117 242V241H116ZM220 242V238H217V239H215V241H214V243H219ZM6 243H7V245H6ZM13 243V244H12ZM112 243V244H111ZM2 244H4V245H2ZM89 244V245H88ZM111 244V245H110ZM215 244V245H216ZM20 245V246H19ZM92 247H91V246ZM215 245H214V247H215ZM5 246V247H4ZM7 246V247H6ZM39 246V247H38ZM58 248H56V247ZM75 246V247H74ZM81 248H80V247ZM17 247V248H16ZM22 247V248H21ZM24 247V248H23ZM26 247V248H25ZM85 247V250L83 249ZM89 247V248H88ZM19 248V249H18ZM67 248V249H66ZM73 248V249H72ZM92 248V249H91ZM207 248H209V244L207 243ZM33 249V250H32ZM41 249V250H40ZM67 250V253H66V250ZM116 249L118 250V251H116ZM40 250V251H39ZM75 250H76V252H75ZM87 250V251H86ZM90 250V251H89ZM150 250H152V248L151 249H149V251ZM194 250V248H192V251ZM30 251V252H29ZM45 251V252H44ZM48 251V252H47ZM80 251H82V252H80ZM116 251V252H115ZM217 251V248H215L214 249V253ZM35 252V253H34ZM51 252V253H50ZM86 254V255H84V253ZM90 252V253H89ZM120 254H119V253ZM42 253V254H41ZM55 253V254H56ZM77 253V254H76ZM80 253V254H79ZM82 253H83V256H82ZM118 253V254H117ZM217 253V252H216ZM14 256H13V255ZM34 254V255H33ZM40 254V255H39ZM79 254V255H78ZM150 254V253H149ZM50 255V256H49ZM93 256V258H92V256ZM105 255V256H104ZM120 255V257L118 258V256ZM73 256V257H74ZM86 256V257H85ZM87 256H89V257H87ZM102 256V257H101ZM105 257V259H104V257ZM32 257V258H31ZM98 259H97V258ZM32 260H31V259ZM19 259V260H18ZM51 259V260H50ZM78 259V260H77ZM82 259V260H81ZM89 259V260H88ZM97 259V260H96ZM102 259H103V261H102ZM40 260V261H39ZM49 260V261H48ZM85 260V261H84ZM78 261V262H77ZM79 261H81V262H79ZM90 261V262H89ZM96 261V262H95ZM105 261V262H104ZM21 262V263H20ZM84 262H87V263H84ZM123 262V263H122Z\"/></svg>",
  "mask_w": 264,
  "mask_h": 264
}]
</instances>
